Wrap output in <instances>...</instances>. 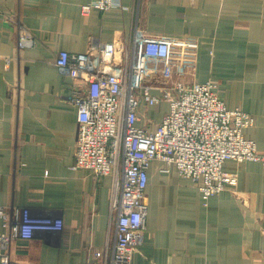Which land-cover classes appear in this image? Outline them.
<instances>
[{
    "label": "crops",
    "instance_id": "1",
    "mask_svg": "<svg viewBox=\"0 0 264 264\" xmlns=\"http://www.w3.org/2000/svg\"><path fill=\"white\" fill-rule=\"evenodd\" d=\"M93 1L0 0V205L8 209L1 229L14 236L13 264H87L113 248L117 174L73 168L79 122L71 98L88 84L61 74V51L115 39L127 47L136 32L164 39L168 56L148 59L152 92L211 81L229 107L255 117L244 135L264 152V0H120L84 12ZM22 27L34 45L18 47ZM168 110L167 102H142L138 125L155 131ZM163 167L149 168L147 232L133 264H264L263 162L227 160L223 169L237 173L238 184L207 204L176 166ZM22 209L60 216L64 227L23 240L15 223Z\"/></svg>",
    "mask_w": 264,
    "mask_h": 264
},
{
    "label": "built area",
    "instance_id": "2",
    "mask_svg": "<svg viewBox=\"0 0 264 264\" xmlns=\"http://www.w3.org/2000/svg\"><path fill=\"white\" fill-rule=\"evenodd\" d=\"M120 2L94 0L83 10L104 11ZM140 41L143 49L137 52ZM34 43L31 32L22 27L18 47ZM168 53L166 40L136 32L127 47L115 39L84 53L61 51L56 59L61 74L83 78L88 84L86 89H76L71 98L79 122L73 168L95 176L117 174L111 201L117 214L113 248L104 255L95 252L94 260L87 264H133L146 238L147 186L154 161L163 162L162 170L166 172L176 166L181 176L200 189L205 204L212 196L237 186L238 174L223 169L227 160L264 163V152L244 135L245 128L255 124V117L239 107H229L211 81L190 85L179 82L162 86L161 94L152 92L157 82L149 80L154 69L148 59L164 58ZM6 60L9 64L10 58ZM142 102L148 107L169 104L155 131L138 125ZM7 218L8 209L0 205V264L14 263V236L1 229ZM15 223L17 235L23 240L64 227L60 216L38 215L27 209L20 210V219Z\"/></svg>",
    "mask_w": 264,
    "mask_h": 264
}]
</instances>
